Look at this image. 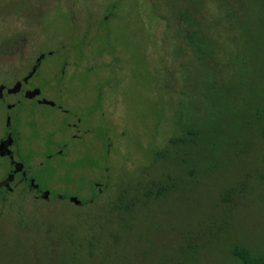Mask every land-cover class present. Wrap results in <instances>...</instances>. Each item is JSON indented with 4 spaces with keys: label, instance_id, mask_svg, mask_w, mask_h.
Returning <instances> with one entry per match:
<instances>
[{
    "label": "rangeland",
    "instance_id": "374dc122",
    "mask_svg": "<svg viewBox=\"0 0 264 264\" xmlns=\"http://www.w3.org/2000/svg\"><path fill=\"white\" fill-rule=\"evenodd\" d=\"M193 34L204 40L193 45ZM31 73L39 86L64 78L44 90L69 112L0 100V137L11 124L38 184L82 205L0 194V264H64L70 240L88 264H240L236 246L264 253V120L250 122L264 106V0H0V78ZM248 81L242 104H219ZM222 114L215 133L206 122ZM61 128L69 146L50 162L45 141ZM189 129L195 144L170 141ZM8 168L0 157V180ZM162 181L170 192L145 196Z\"/></svg>",
    "mask_w": 264,
    "mask_h": 264
},
{
    "label": "flooded vegetation",
    "instance_id": "af4514ba",
    "mask_svg": "<svg viewBox=\"0 0 264 264\" xmlns=\"http://www.w3.org/2000/svg\"><path fill=\"white\" fill-rule=\"evenodd\" d=\"M43 59L44 57L42 58V60ZM42 60L41 62H36L37 64L35 63L36 65L34 66L36 68H39L42 64ZM26 76V78H0V100L7 103L9 111L18 109L17 106L22 104L23 97H26L30 100L37 101L40 104H46L50 107H53L54 109H59L64 112L63 114H68L69 110L66 109L62 103H60V100L55 101L54 99L49 98L44 90L46 86L52 83L56 84L57 90L61 89L60 87H63L64 89V78H57V80H54V78H50L47 80V82H45L43 86H39L36 83L32 82L33 80H36L35 78H33L34 75L29 77L28 74ZM15 98L16 101L13 100ZM102 103L103 100H101V104ZM63 122H66V119ZM28 125L29 126L27 128H32L31 124ZM66 127H74V129H76L75 127H77V124L68 123ZM11 128L12 125L9 124L8 131L0 137V157L9 160L8 171L4 173L3 178L0 180V194H9L15 189L20 188V190L23 189L21 190L22 192L31 193L36 199L39 200H64L68 198L71 201H74L72 200V196L59 194L55 195L49 188H42L38 184L36 178L30 171L26 170L25 164L20 160V157L14 151L17 150V152H19V149L22 150V147L19 141H17L16 143V140L14 139L13 134L10 131ZM59 130L60 131L55 129V131H52V135L50 136V138L45 141V145L51 151L50 154L46 155V158H48L50 162H52L53 159L57 158L58 156H65L64 151L69 146L67 139L63 134L67 131V128H61ZM87 131H89V129H87ZM69 133L70 132H68V134ZM17 134L19 138H23L24 141H29V139L31 141L37 138V136L34 134L28 137H25V135L21 136L20 130H18ZM39 157V160L41 162L42 154H40ZM40 164H43V162H41ZM102 189L103 188H101L100 192L102 191ZM79 205H82V203H79Z\"/></svg>",
    "mask_w": 264,
    "mask_h": 264
},
{
    "label": "trees",
    "instance_id": "16d2710c",
    "mask_svg": "<svg viewBox=\"0 0 264 264\" xmlns=\"http://www.w3.org/2000/svg\"><path fill=\"white\" fill-rule=\"evenodd\" d=\"M191 37V41H192V44L195 45L196 42L200 43L202 42L204 39H200L198 38L196 40V34H193L192 36L189 35V38ZM257 81L256 79H254V81H251V83H254V84H257V85H260L259 82H255ZM251 83L250 81H248L246 84H245V88H244V92L242 93H237V97H236V93H235V96L237 99L236 100H232L230 98V96L226 95L223 97V95L221 94V97H220V101H219V104H221L222 106L224 105H232V104H242L245 100V98H247L249 96V94L251 93ZM225 117H227L225 115ZM223 114L222 115H219V118L216 117V122L213 123L212 120L211 121H208L206 122L208 127H210L212 129L213 132L217 133L219 131V129L215 128V124L219 121H222V120H225L223 119ZM263 120H264V106L263 108L260 107L259 109L256 110V113L253 114L252 116V120L250 122H254V121H258L261 123H263ZM196 131H194V129H189L188 132H187V135L186 136H182V137H172L170 139V141L176 145V144H179V145H191V144H195V140L192 138L193 134H195ZM212 144H215L217 145V141H210ZM171 180V179H170ZM153 186H156L157 189L154 190L153 187L151 188H148L145 192V196L148 197V198H151L152 196H154L155 199H161V196L165 193H168L170 192V190L174 187V182L171 181L170 183L168 182H159L157 184H153ZM136 200V199H135ZM128 208V206L126 207ZM15 241V240H14ZM79 241V240H77ZM77 241L75 240H70L69 244H67V248L65 250H67L69 253H68V259L64 262V264H88L89 261H86L85 259V255L83 254L82 252V248H85L83 247L84 245L82 243L78 244L76 243ZM8 240H1L0 241V253L1 252H4V250L6 249V247L8 246ZM88 245L90 247V251L88 253V256L90 255L92 258H94V256L96 255L95 254V250H93V243L90 241L88 242ZM88 247V248H89ZM44 248V247H43ZM73 248H76V251L73 249ZM47 249V248H45ZM52 252L54 255L57 256V252H59L57 249H61V248H58V245L56 246H52ZM92 249V251H91ZM49 250V248L47 249ZM63 250V249H61ZM233 255L234 257L237 259V261L240 263V264H264V253L262 254H257L255 252H253L252 250L246 248V247H242V246H236L233 250ZM47 260H49L48 258H46ZM37 262L39 260H36Z\"/></svg>",
    "mask_w": 264,
    "mask_h": 264
},
{
    "label": "water",
    "instance_id": "95a60500",
    "mask_svg": "<svg viewBox=\"0 0 264 264\" xmlns=\"http://www.w3.org/2000/svg\"><path fill=\"white\" fill-rule=\"evenodd\" d=\"M33 73L29 74V77L32 76ZM75 201H77V203H81L77 198H74Z\"/></svg>",
    "mask_w": 264,
    "mask_h": 264
}]
</instances>
